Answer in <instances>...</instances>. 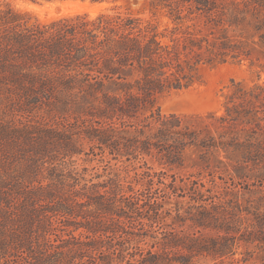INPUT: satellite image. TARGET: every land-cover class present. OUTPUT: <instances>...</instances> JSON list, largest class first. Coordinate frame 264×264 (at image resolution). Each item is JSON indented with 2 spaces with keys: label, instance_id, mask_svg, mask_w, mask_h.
<instances>
[{
  "label": "trees",
  "instance_id": "obj_1",
  "mask_svg": "<svg viewBox=\"0 0 264 264\" xmlns=\"http://www.w3.org/2000/svg\"><path fill=\"white\" fill-rule=\"evenodd\" d=\"M81 1L112 7L95 16L78 14L47 23L32 22L30 15L12 8L0 15V88L8 98L26 105L54 104L59 114L58 106L76 105L92 119L78 136L73 130L23 131L29 136L23 139L44 138L28 151L30 171L23 179L32 187L24 183L21 189L16 179L7 188L0 181V209L11 206L14 191L26 202V212H8V254L14 264H194L202 256L222 257L228 248L216 239L205 244L202 238L163 231L173 198L189 194L184 180L178 186L175 177L168 181L167 173L153 172L146 163L131 178L127 167L117 166L154 154L166 165H180L187 148L218 147L211 127L229 131L232 124L249 123L246 118L260 113L262 85L238 88L233 106L218 119L219 127L210 121L215 116L192 122L164 115L158 100L197 83L202 66L251 60L227 33L209 38L197 24L224 26L217 16L229 6L247 8L264 0H148L151 18L122 11L118 4L131 0ZM158 11L165 13L166 26L155 19ZM235 14L241 22L248 12L236 9ZM81 138L97 157L90 162L105 164L107 181H88V168L82 173L74 169L69 178L57 166V161L83 153ZM200 215L203 223L218 221L211 212ZM144 227L151 233L140 234ZM5 250L0 243V252Z\"/></svg>",
  "mask_w": 264,
  "mask_h": 264
},
{
  "label": "rangeland",
  "instance_id": "obj_2",
  "mask_svg": "<svg viewBox=\"0 0 264 264\" xmlns=\"http://www.w3.org/2000/svg\"><path fill=\"white\" fill-rule=\"evenodd\" d=\"M16 1L18 0H0V15H5L8 9L12 8L19 13L30 15L32 22L42 23L78 15L50 19L53 13L44 2H32L47 8L39 11L27 10L19 6ZM105 5L99 13L112 7V5ZM118 5L122 11L128 10L134 15L145 18L153 17L148 0H131L128 4L119 3ZM235 7L236 5H231L226 8L223 16H217L218 20H225L224 26H204L198 23L197 29H203L201 31L209 38L227 33L233 43L252 56V59L202 66L199 72L200 79L193 86L173 91L159 98L158 108L162 114H176L192 122H196L199 118L215 116L210 118V121L219 127L218 119L226 116L227 106H233L231 98L238 88L250 89L257 85L264 86V44L261 37L264 35V3L248 5L247 8L243 4L238 8ZM236 9H244L248 12L244 14L246 20L239 22L240 17L238 19L235 17L238 15L235 14ZM56 10L55 13L62 14L61 8L57 7ZM155 19L162 26L168 24L163 11H158ZM227 21L239 22V25L229 28ZM226 28H228L227 32ZM263 103L264 101L262 105H258L259 114L253 112L249 118L245 119L249 123L232 124L229 131H226V128L219 127L217 130L211 127L213 136L217 138L218 147L187 148L180 165H166L159 155L154 154L144 156L132 163L119 162L117 166L122 170L127 167L129 176L132 178L135 175L134 169L137 168L139 172H142L144 168L140 169V167L146 163L153 172L167 173L168 181L172 180L171 177H175L178 186H182V180L186 182L189 194L178 199L173 198L167 207L170 212L164 219L163 231L174 232L183 239L202 238L205 244L210 243L211 239H216L228 248L222 257L202 256L196 258L194 264H264ZM55 107L54 104L26 105L14 97L8 98V91L0 88V181L6 182L7 188L8 182L12 185L16 179L21 184V189L24 183L26 187L33 186L29 179H23L26 172L30 171L27 170L30 158L28 151L34 149V146L44 137L42 138V135L38 133L41 139L39 141L36 135L32 136L37 139H23V137H29L28 134H23V131L28 128L31 131H35L31 128L36 130L40 128L41 131L54 129L61 133L73 130V134L78 136L84 129L83 126L92 122L91 118L80 113L85 110H79L76 105L58 106L62 108V114H59ZM80 142L83 153L74 158L59 160L57 166L69 172V178L74 169L82 173L84 168H88L89 172L85 175L88 181L91 179L94 183L107 181L109 176L104 170L105 164L98 160L90 162V159L97 157L91 154L90 143L86 139L81 138ZM115 163L114 161L112 164L114 167ZM97 176L101 177L97 178ZM123 176H127L125 171ZM34 183L37 184L36 181ZM193 192H196L192 195L197 197L195 199L191 197ZM14 196L9 208L8 204H4L0 209V212H4L3 216L6 214V217H0V243H3L6 248L5 251L0 252V264H14V258L12 259L8 254L10 253L8 252V212H26V202L23 205V199L18 200L20 196L16 195L15 191ZM198 198L201 201L197 202ZM204 212L215 214L218 221L203 223L199 216ZM149 230V228L145 230L144 227L139 233L150 234ZM157 236L160 239L163 238L162 234ZM147 242L151 241L147 240ZM179 253L182 255L186 252Z\"/></svg>",
  "mask_w": 264,
  "mask_h": 264
},
{
  "label": "bare ground",
  "instance_id": "obj_3",
  "mask_svg": "<svg viewBox=\"0 0 264 264\" xmlns=\"http://www.w3.org/2000/svg\"><path fill=\"white\" fill-rule=\"evenodd\" d=\"M17 4L27 10H39L43 11L47 9L46 7L50 8V11L53 13L51 14L50 19H56L61 16H67V15H75V14H80V13H85L89 12L92 15H95L99 13L100 9L104 6L105 4H100V5H93L91 2H83L81 0H67L63 2H55V3H47L44 2L45 5H47L45 8H42L30 1H23V0H18L16 1ZM57 7L61 8L62 14L58 15L55 13L57 10Z\"/></svg>",
  "mask_w": 264,
  "mask_h": 264
}]
</instances>
